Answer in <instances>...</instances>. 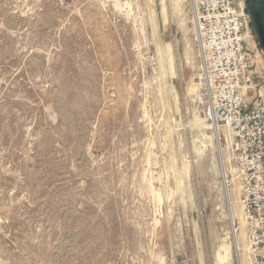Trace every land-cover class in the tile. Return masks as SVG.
I'll return each instance as SVG.
<instances>
[{"label": "rangeland", "instance_id": "374dc122", "mask_svg": "<svg viewBox=\"0 0 264 264\" xmlns=\"http://www.w3.org/2000/svg\"><path fill=\"white\" fill-rule=\"evenodd\" d=\"M192 7L0 0V264L250 263Z\"/></svg>", "mask_w": 264, "mask_h": 264}, {"label": "built area", "instance_id": "2783aa9c", "mask_svg": "<svg viewBox=\"0 0 264 264\" xmlns=\"http://www.w3.org/2000/svg\"><path fill=\"white\" fill-rule=\"evenodd\" d=\"M243 0H192L206 117L229 135L252 264H264V97L246 47Z\"/></svg>", "mask_w": 264, "mask_h": 264}, {"label": "bare ground", "instance_id": "6f19581e", "mask_svg": "<svg viewBox=\"0 0 264 264\" xmlns=\"http://www.w3.org/2000/svg\"><path fill=\"white\" fill-rule=\"evenodd\" d=\"M191 3H192V6H193L192 0H191ZM240 5L243 6L244 5V2L241 1V4ZM192 9H193V12H194V6L192 7ZM244 11H245V8H244ZM245 13H246V11H245ZM194 22H195V20H194ZM193 24L195 25V23H193ZM195 32H196V29H195ZM245 38H246V42H249V44H250L249 33H247L245 35ZM261 92H262V95L264 97V94H263V90L262 89H261ZM217 130L215 132H213V139L215 141V146L218 145V148L216 146V148L219 150L218 151V154H219V161L218 162H219V165H220V169H222L223 168V165H222V156H221V149H220V146H219V143H218V131ZM223 171H224V168H223ZM223 171H222V176L224 175V172ZM222 179L224 181V178L223 177H222ZM224 193H225V196L227 198V189H226L225 182H224ZM237 217L239 218V220L241 222V225L244 227L245 225H244L243 216H242V212H241L240 206H239V213L237 214ZM233 223H234V215L231 213L230 216H229V229H230V234H231L232 246H233L234 251H235L234 253L235 254L237 253L236 251H238V249H239L238 248V246H239L238 242L240 243V241H241V243H243V248H245L244 251L248 253V243H247L248 241H247L246 232H243V230H242L241 234H239V236H237L235 234L236 233L235 232V229H234L235 227L233 228ZM222 250H223V254H221V253H218L217 254L218 264H227L226 263V260H227L228 255H230V246L229 245L228 246H222ZM248 264H252L251 263V259H250V263H248Z\"/></svg>", "mask_w": 264, "mask_h": 264}, {"label": "water", "instance_id": "95a60500", "mask_svg": "<svg viewBox=\"0 0 264 264\" xmlns=\"http://www.w3.org/2000/svg\"><path fill=\"white\" fill-rule=\"evenodd\" d=\"M250 26L264 60V0H243Z\"/></svg>", "mask_w": 264, "mask_h": 264}]
</instances>
